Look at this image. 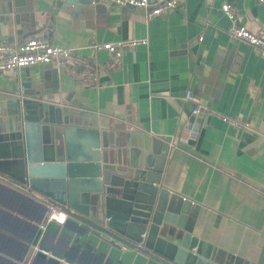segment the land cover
I'll use <instances>...</instances> for the list:
<instances>
[{
  "label": "crops",
  "instance_id": "crops-1",
  "mask_svg": "<svg viewBox=\"0 0 264 264\" xmlns=\"http://www.w3.org/2000/svg\"><path fill=\"white\" fill-rule=\"evenodd\" d=\"M223 4L264 37L258 0H184L152 21L103 0H0V44L43 38L78 49L97 74L94 85L56 64L0 74V119L30 93L65 119L47 133L54 163L39 160L43 145L31 126L26 183L0 179V264L23 263L51 207L94 217L89 199L103 180L128 177L148 156L161 186L190 202L184 224L220 252L218 263L264 264V58L230 37ZM132 39L146 44L125 50L112 70L106 52L86 49ZM187 92L239 126L193 116ZM52 222L47 246L74 264H142L82 240L66 220Z\"/></svg>",
  "mask_w": 264,
  "mask_h": 264
},
{
  "label": "water",
  "instance_id": "water-1",
  "mask_svg": "<svg viewBox=\"0 0 264 264\" xmlns=\"http://www.w3.org/2000/svg\"><path fill=\"white\" fill-rule=\"evenodd\" d=\"M88 1L81 0L85 5ZM30 94L15 100V110L0 119V179L20 184L26 183L28 170L33 166L28 155V128L34 127L41 137L39 160L48 164L54 163L55 157L46 149L51 147L47 133L65 122L57 109ZM153 159L148 156L143 162L132 164L128 177H106L99 194L89 199L94 217L61 206L66 221L79 229L82 240L142 264H220V252L195 237L191 224H184L191 204L161 186L155 176L161 171H152ZM48 218L47 213L36 227L22 264H32L36 259L74 264L47 246L50 229L58 226ZM122 248L127 252H122ZM221 264L233 263L224 260Z\"/></svg>",
  "mask_w": 264,
  "mask_h": 264
},
{
  "label": "built area",
  "instance_id": "built-area-1",
  "mask_svg": "<svg viewBox=\"0 0 264 264\" xmlns=\"http://www.w3.org/2000/svg\"><path fill=\"white\" fill-rule=\"evenodd\" d=\"M107 3L119 6L136 8L144 11L145 20L152 21L157 19L174 9L178 8L184 0H103ZM258 3L264 5V0H258ZM222 13L230 21L228 34L236 41L242 42L264 58V37L257 35L244 26L237 24L236 15L229 4H223L220 7ZM201 39H199L200 41ZM146 44V39H132L127 41H118L113 43L95 44L86 47L87 50L94 52L104 51L109 55L108 70L119 67L123 52L127 49L134 48L137 45ZM48 64H56L66 69L71 74H80L84 82L94 85L96 82V72L89 66L87 59L79 56L78 49L65 48L56 46L43 38H31L19 45L0 44V74L30 68L34 66H45ZM183 101L193 106L192 115L219 116L223 121L230 125L239 126L234 121L222 117L215 111L199 106L193 96L187 92L183 97ZM264 140V136H263ZM174 146L171 144V147ZM67 215L55 207H51L49 211V221L63 223Z\"/></svg>",
  "mask_w": 264,
  "mask_h": 264
}]
</instances>
